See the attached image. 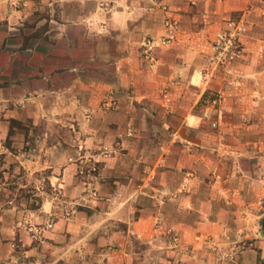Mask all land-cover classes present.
I'll use <instances>...</instances> for the list:
<instances>
[{
    "label": "crops",
    "instance_id": "obj_1",
    "mask_svg": "<svg viewBox=\"0 0 264 264\" xmlns=\"http://www.w3.org/2000/svg\"><path fill=\"white\" fill-rule=\"evenodd\" d=\"M247 8L211 130L201 73ZM0 147V264L15 239L34 264H264V0H0Z\"/></svg>",
    "mask_w": 264,
    "mask_h": 264
},
{
    "label": "rangeland",
    "instance_id": "obj_2",
    "mask_svg": "<svg viewBox=\"0 0 264 264\" xmlns=\"http://www.w3.org/2000/svg\"><path fill=\"white\" fill-rule=\"evenodd\" d=\"M247 9H245L244 11H242L239 14V16H237L236 18H231V19H238L239 17L242 16V14ZM247 19L248 18L245 19V26H246ZM222 30H223V28L221 29V31ZM213 42H212V46H213ZM242 45H241V49H242ZM211 50H212V48H211ZM210 58H211V56H210ZM210 58H209V62L207 64V67H206V69L203 72H205L206 70H208L210 68V66H211V59ZM227 77H228V72H226L225 74L219 73L216 76H214L210 80V82L208 84H204L203 83L204 86H205V90H204L202 99L200 100V103H199V106L201 108L202 118H203V112H204L205 106H207V104L209 102H212V101H215L216 102L215 103V106H214L212 118L210 120H205L203 118L206 121V124L208 125V127L211 130H216L219 127V125L217 127H214L212 125V123L215 120H218V111H220L219 107H220V100H221V97H222V90L221 89H216L215 87H210V85H211V83L213 81L217 80L218 78H221V79L225 78L226 79ZM39 190L40 191H45V192H50V194L53 193V192L50 191L51 190L50 189V186L48 184H46L45 182H41V184H37V185L31 184L30 187H29V191L30 192L27 193V195H28L29 198L30 197L32 198V203H30V200L28 199V203H27L26 206H27V208L30 207V209L35 213V215L33 217L30 216V218H29L30 220L29 221L28 220L21 221V222H24V224L26 225L25 226V229L28 232V234L30 235V237L32 236L31 238L34 241V244L35 243L36 244H39L42 240L45 239V236H44L45 232L50 231V230H52L54 228V226H53L52 229H48L47 228V224L51 220H53V222L55 223L56 218H57V214L55 212H48V213H46V212H43V213L39 212V207H40V202H39V199H38V197H39L38 196V191ZM53 201H54V204H55V202L58 203V201H57L56 198ZM35 231H37V233H35ZM25 249H26V247H22V243L20 241H18V239H15L11 243L10 250L12 252H16L17 253L16 263H14V264H34L33 262L36 259H33L34 257L27 256L26 254H24V250ZM236 250H238L239 252H241L244 249L243 248H235V251ZM230 251H231V249H229V252H226V254L221 259V261L216 262L214 260H211V261L207 262L206 264H236L237 259H236L235 256L232 258V252L230 253ZM8 263H10V260H9ZM238 264H249V263H245L242 260H239L238 261ZM256 264H260V263H256Z\"/></svg>",
    "mask_w": 264,
    "mask_h": 264
},
{
    "label": "built area",
    "instance_id": "obj_3",
    "mask_svg": "<svg viewBox=\"0 0 264 264\" xmlns=\"http://www.w3.org/2000/svg\"><path fill=\"white\" fill-rule=\"evenodd\" d=\"M251 13V9H247L241 17L238 19L227 20L224 24L223 30L217 35L213 42L212 53H211V66L208 70L201 74V80L204 84H208L210 80L217 74H225L228 71L229 66L233 63L239 56L242 41L241 38L246 32L245 19ZM163 42L169 41L162 39ZM151 52V45H147L146 55L149 56ZM215 101L209 102L205 106L203 112V118L205 120H210L212 118ZM117 106L116 98L113 94H110L106 101L104 102V107L107 109H112ZM222 112V110H221ZM212 125L217 127L219 125V120H215ZM2 148L0 147V152ZM81 171V174H83ZM147 185L154 179V174L147 175ZM54 226L53 220L47 224L48 229H52ZM37 233V231H35ZM36 236V235H35ZM34 236V237H35Z\"/></svg>",
    "mask_w": 264,
    "mask_h": 264
}]
</instances>
